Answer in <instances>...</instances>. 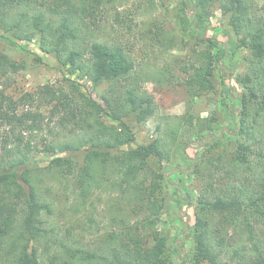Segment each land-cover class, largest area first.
I'll use <instances>...</instances> for the list:
<instances>
[{"label": "trees", "instance_id": "16d2710c", "mask_svg": "<svg viewBox=\"0 0 264 264\" xmlns=\"http://www.w3.org/2000/svg\"><path fill=\"white\" fill-rule=\"evenodd\" d=\"M94 1L99 7L113 0ZM39 2L0 0V29L18 28L21 22H27L30 27L46 33L43 48L55 52L63 64H69L71 72L80 70L94 84L108 86L101 97L103 104L84 95L73 81L67 88L42 85L37 91L25 92L16 98L0 91V140L5 155L8 154L5 163H0V258L2 253L11 264H40L35 244L45 231L41 215L49 205L24 187L33 168L28 165L26 156L31 145L24 144L22 138L25 133L41 128L43 115L39 108L49 105L51 115L58 116L62 127L74 131L87 125L93 129L90 143L84 148L75 144L64 147L61 151L66 154L61 156L53 152L54 147H47L52 152L50 165L66 174H74L75 181L82 187L97 183L105 177L102 175L112 171L115 177L110 186L128 194L126 206L137 205L131 212L145 209L142 219L129 223L125 218L116 219L117 228L108 234V241L101 249L64 245L61 255L57 253L50 258V264L57 261L61 264H167L166 240L155 229L163 207L154 194L158 181L166 177L159 167L153 168L149 162L156 157L160 164L166 158L167 143L157 137L147 143L134 144L131 123H145L157 113V103L144 87L147 81L164 86L184 85L188 95L194 98L205 91H215L214 68L219 69L224 79L222 61L229 49L228 43L209 37L204 25V17L217 4L227 17L230 29L240 36L235 45L249 51V70L239 81L248 96L230 89L228 97L236 98L239 104L232 107L221 101L226 114L237 118L232 128H219L216 133V125L210 122L197 132L202 153L191 162L190 168L203 176L205 189L197 196L194 222L189 231L184 232L194 241L190 263L189 258L180 255L182 249L178 244L181 243L173 241L172 249L180 264H232L223 259L226 244L223 233L228 228L241 229L239 223L249 227L251 218L264 217V123L249 122V105L256 101L257 92L263 97L257 112L264 109V0L261 5L254 0H182L183 5L193 11L191 23L198 44L205 43L214 52L206 48L193 49L189 58L171 60L153 71L146 70L151 59H136L130 49L120 44L101 38L85 42L75 24L77 12L74 9L93 7L92 2L86 5V0H56L53 8L43 11L35 7L44 4L42 0ZM62 5L67 8L63 9ZM18 8L22 11H18L15 19ZM141 34L148 46L158 49L173 43L167 29L159 25L155 29L147 27ZM86 55L87 62H84ZM22 66L0 50V76L17 72ZM176 69L184 74L183 79L177 77ZM34 104H37L35 110L31 108ZM174 118L181 127L193 123L192 116L187 114ZM69 148L72 151L68 153L65 150ZM76 151L82 155L78 161V157L70 156ZM182 157L184 161L189 160L184 152ZM228 178H234L238 184L231 186ZM176 191L178 201H182L179 184ZM185 201L193 204L190 199ZM146 229L149 233H145ZM255 244L252 254L236 252L240 258L235 264H264L263 243L261 247Z\"/></svg>", "mask_w": 264, "mask_h": 264}, {"label": "rangeland", "instance_id": "374dc122", "mask_svg": "<svg viewBox=\"0 0 264 264\" xmlns=\"http://www.w3.org/2000/svg\"><path fill=\"white\" fill-rule=\"evenodd\" d=\"M55 1L42 0L44 4H37L35 7L47 10L54 7ZM91 2L93 7L74 9L77 12L75 24L80 28V36L84 37L86 43L101 38L130 49L136 59H151L146 70H156L158 66H164L174 59H187L193 49L206 48L214 52L207 44H198L195 28L191 23L193 11L187 9L182 0H113L99 7L95 6L96 1L86 0V5ZM254 2L261 5L263 0ZM62 7L67 8L66 5ZM19 9L21 8L16 9L15 19L18 18V11H22ZM156 25L167 29L173 43L158 49L148 46L141 39V31L147 27L155 29ZM204 25L209 37L228 43L229 49L222 61L226 72L224 79L222 80L219 69L214 68L215 91H205L194 98L188 95L184 85L164 86L155 81H147L144 87L153 95L158 106L157 113L145 123H131L135 134L134 144L147 143L157 137H162L167 143L166 158L160 164L156 157L149 161L153 168L159 167L166 177L158 181V187L155 186L157 193L154 194L163 207L155 229L166 240L167 250L164 255L167 264L181 263L172 249L173 241L181 243L178 244L182 249L180 255L189 258V263L193 251V237L185 236L184 232L189 231L194 222L197 196L205 189L203 176L190 168L191 162L202 153L197 132L210 122L216 125V133L220 131L219 128H232L237 118L226 114L221 101L232 107L239 104L236 98L228 97L230 89L238 95L248 96L246 92L243 93L239 81L249 70L250 54L248 49L236 46L240 36L230 29L227 17L221 13L217 4L204 17ZM45 37L46 33L30 27L27 22H21L18 28L0 29V50L23 65L17 72L0 76V91L16 98L25 92L37 91L42 85L67 88V84L73 81L84 95L103 104L101 97L108 85L94 84L80 70L71 72L69 64H63L55 52L43 48ZM81 45L84 46L85 43ZM83 60L87 62V55ZM175 74L179 79L184 78V74L177 69ZM255 98L256 101L249 105V122L253 125L264 123V109L257 112L261 105L259 101L263 97L257 92ZM37 104L31 108L37 109ZM39 109L43 115L41 128L25 133L22 138L24 144L29 142L31 145V151L26 156L28 165L33 168L24 187L27 191H34L41 201L49 205V209L41 215L45 231L35 246L40 264H50V258L57 253L61 255L64 245L88 250L101 249L108 241V234L117 228L116 219L125 218L128 223L142 219L145 217V209L131 212L137 205L126 206L128 194L121 192L118 187L116 190L110 186V181L115 177L112 171L108 172L109 175H102L105 177L100 178L97 183H87L82 187L75 181L74 174H66L59 167L50 165L52 152L47 147H54L53 152L61 156L66 154L61 151L64 147L75 144L84 148L90 143L93 129L85 125L84 128L72 131L71 128L58 124V116L51 115L49 105H42ZM183 114L192 116L191 125H178L174 117ZM255 134L258 136L257 132ZM69 150L70 148L65 151H72ZM183 152L189 160L184 161ZM70 156L75 159L78 157L76 161L82 158L80 151ZM7 159L8 154L5 155L1 139L0 163H5ZM94 167L96 172V165ZM227 182L231 186L238 184L234 178H228ZM176 184H179L182 201H178ZM185 199L192 200L193 204H188ZM249 223V227L239 223L241 229L228 228L223 233L226 240L223 246L224 260L235 264L240 258L236 252L240 251V255H245L244 251L252 254L254 243L261 247L262 242L264 246V217L251 218ZM145 233H149V229ZM1 255L3 257L0 258V264H11L4 254ZM55 264L61 263L57 261Z\"/></svg>", "mask_w": 264, "mask_h": 264}]
</instances>
